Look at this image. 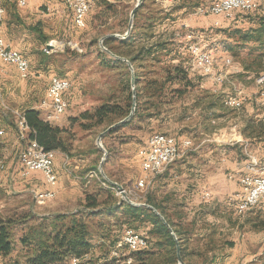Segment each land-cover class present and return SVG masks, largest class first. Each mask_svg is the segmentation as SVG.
Listing matches in <instances>:
<instances>
[{
  "label": "rangeland",
  "instance_id": "obj_1",
  "mask_svg": "<svg viewBox=\"0 0 264 264\" xmlns=\"http://www.w3.org/2000/svg\"><path fill=\"white\" fill-rule=\"evenodd\" d=\"M212 1L145 0L143 7L137 10V19H133V24L134 21L137 23L133 40L123 43L121 39L127 38L131 33L124 37L129 28L132 10L138 0H90L91 8L86 17V25L82 28L75 25L73 10L66 0H61L64 8L62 26L58 25L57 29H52L50 37L78 43L81 51L69 46L51 54H46L43 50L47 56L42 58L32 51V46L10 41L13 47L20 49L27 57L32 54V57H28L32 72L29 79H23L14 71V65L5 66L6 76L2 78L0 113L7 117L16 130V116L11 109L24 111L25 106L33 101L39 102L46 94L52 75L69 78L73 83L67 95L70 102L68 110L60 121L50 123L62 124L63 119H66L67 123L61 127L66 129L64 137L69 149L65 152L58 151L70 154L71 162L66 165L70 172L64 169L65 160L62 162V169L66 176L74 181L75 186L87 190L84 202H81L82 197L78 194L73 195L78 198L70 200L73 202L72 206L81 205L77 211L81 210L82 205L87 202V193L98 195L100 210L81 214L82 220L88 224L90 230V243L93 248L89 258L93 261L110 258L111 247L117 243L121 259H126L123 263L180 264L179 261L175 263L168 260L170 252L166 246L161 245V234L154 229L149 219L132 221L125 208L115 212L109 210L117 200L125 201L122 196L116 195L117 187L113 189L115 185L123 186L122 194L132 198L133 202L146 205L150 213H156L144 202L147 190L136 186L138 179L142 177V169L140 172L136 166L125 163V158L135 156V160H138V148L144 145L149 135L158 132L172 136L187 135L195 142H201L206 138V133L212 137L217 133L221 140L205 141L204 145L212 148L217 146L218 154L229 153L235 145L228 142L227 136L233 132L234 129L231 128H234L235 124L264 120V88L258 87L255 80L259 73L264 72V0H257L259 7L256 10H235L230 17L201 15L196 12L200 4L210 5ZM3 5L5 6V3ZM47 11L46 7L44 12ZM191 31L197 34L198 39L206 41L203 42V49L211 50L220 66L223 65L224 57L231 58V64L224 66L223 71L228 72L222 83L214 81L213 78H206L200 75L198 70L192 69L193 60L185 38ZM259 32H262V35H259ZM108 37L116 39L106 44L105 39ZM157 43L164 46L158 48L150 57L135 62L134 73L137 72L139 80L135 81L134 98L131 68L126 61L115 57L113 51L124 53L128 47H152ZM174 65H180V71L175 69ZM219 70L217 68L216 72ZM168 74L176 78L168 81ZM183 74L186 75L185 80ZM31 82L34 89L26 92L31 87ZM20 83L23 88L19 86ZM230 96L241 97L242 107L228 106L226 99ZM134 101L133 116L113 128L116 129L114 133L108 132L104 135L99 143L101 133L131 113ZM103 105H108L116 111L105 115V120L99 122L100 118L95 113L96 109ZM136 110L138 111L135 117ZM201 118H209L208 125H197L196 122ZM2 136L4 134L0 135ZM21 142L23 154H28L37 147L34 146V139L30 138L29 133H24V141ZM255 142L252 141V148H257ZM252 150L254 154L242 152L241 157L247 159V162L255 157L264 163V151L261 148L258 151ZM10 160L8 150L0 151V217L13 218V248L5 256L0 254V264H29L28 257L34 252L31 238L35 231L46 229L52 232L53 224L58 227L64 223L69 224L74 208L69 206L64 209L65 213L42 215L48 207V202L55 197L38 202L35 199V191L23 186L24 178L10 180L7 177ZM18 164L17 172L22 177L19 158ZM88 173L91 174L93 186L86 188L84 176ZM29 176L31 177V174ZM33 179L41 181L38 177ZM154 180L157 181L151 189V195L154 203L159 206V209L154 206L157 211L160 212L164 208L163 211L183 232L189 231V228L194 229L195 226L189 222L192 219L190 205L184 199L175 197V192L171 189L162 188L158 176L152 179V182ZM211 197L212 194L207 198L210 199L208 204L213 201ZM232 204L219 202L213 211H205L209 221H201L196 226L197 229L212 231L211 237L216 252L211 253L208 259L214 264H264V198L259 205L244 214L238 213L236 205ZM58 215H67L68 218L56 220ZM129 225L139 231L136 233L147 237L150 242L147 248L144 246L133 247L131 251L128 249V243L122 236L124 229ZM24 239L27 241H23ZM137 249L142 250L133 252ZM71 259L73 257H66L55 264H67ZM193 259L200 262L205 257L198 253Z\"/></svg>",
  "mask_w": 264,
  "mask_h": 264
},
{
  "label": "crops",
  "instance_id": "obj_2",
  "mask_svg": "<svg viewBox=\"0 0 264 264\" xmlns=\"http://www.w3.org/2000/svg\"><path fill=\"white\" fill-rule=\"evenodd\" d=\"M3 3H5V6ZM2 5L5 7L4 19L7 18L6 22L4 23L3 20L2 23V31L5 38L9 42L11 41V43L32 46V51H34L39 56H42V58H45L47 55L43 52V49L45 44L50 39H52L50 37L53 33L51 30L57 29L58 25L59 27L62 26V13L64 12L63 2H61V0H29L28 4L22 7L18 5L15 0H2ZM201 5L203 4H200L199 6ZM46 7L48 8V11L44 12ZM17 50L20 51V49ZM20 52L22 53V51ZM22 54L27 57L24 53ZM28 57H32V54L31 56L29 54ZM5 66L8 65H4V67L0 68V93L2 89V78L6 76ZM13 68L14 71L19 74L16 67ZM200 75L212 79L210 76L201 73ZM19 86L23 88L21 83ZM33 89L34 84L31 82V87H29L26 92L32 91ZM44 97L39 102L33 101L32 104L25 106V109H39L41 111V117L45 119V114L40 108V104ZM63 122L64 123L62 124L67 123L66 119H63ZM208 122L209 118H201L196 122V124L200 125L201 127L202 124L208 125ZM245 123H240L241 126L235 124L234 128H231V130H234H232L233 132H230L227 137L228 142L231 145H235V148L233 147L229 153L222 152L218 154L216 151L217 146L212 148L204 145L205 141L221 140V136L217 133H214L213 137L206 133V138L202 139L201 142H195L194 139L190 138L189 136L187 137V135L180 136L177 134L175 136H178V139H191L193 145L185 151V154L181 158L172 163L162 174L158 176V181L162 188L166 187V189H171L173 192H175V197L184 199L190 205L189 210H191L190 213L192 214V219H190L189 222L191 223L190 225H194L195 228H189V231L183 232L179 228V225H176L180 239L178 236L177 238L179 240L180 247L181 245L183 247V260L185 264H214L212 263L211 259H208L211 253L216 252L214 241H212L211 237L212 231L204 228L197 229L196 226L201 221H209L210 218H207L208 214H205V211L209 209L213 211L219 202H229L232 204V202L229 201L230 196L240 190L238 175L246 170L247 159L244 160L241 157V153L243 152L249 155L252 152L254 154L252 149L258 151L260 148L264 151V141H256L255 143L258 145L257 148H252V141L255 140H251L249 137L243 134V127L245 126ZM62 124L57 125L62 126ZM237 127L241 128L237 129ZM0 128H4L5 130L4 136L0 137V151L8 150L9 156L11 158L9 161L10 171H8L9 173L7 177L10 180L24 178L25 180L22 182L23 186L30 187V190L33 192L54 189V187L50 186L46 182L42 172L35 173L33 171L31 173V177H21L17 171L19 170L18 158L23 144L18 138L16 128L13 127L12 124L8 122L7 117H3L1 113ZM217 135L218 137H216ZM140 147L138 149H140ZM69 155L70 154H64L61 151H57L56 153L54 164L59 175V182L56 187L57 195L55 199L48 202V207L42 213V215L65 213L66 211H64V209H67L69 206L74 208L72 209L71 213L76 212L77 209L81 207V205L78 207L72 206L73 202L70 200H72V198H78H74V194L81 196V202H84V196L87 190L85 188L81 190L75 186L74 181L69 179L66 176L64 169H62V162L63 160H66V158L69 159ZM136 157H138V160H135V156L130 159L125 158V160H127L125 163H128L130 166H136L139 168L140 172L142 169L140 176H143L144 170L141 166V158L138 153ZM33 177H38L41 181H36L33 179ZM156 181L154 180L148 186L147 192L145 191L146 194H144V202H148L150 199L151 203L155 202V200L152 199L151 189L155 187ZM24 183H26V185ZM92 183L93 182L87 184L85 181L86 188L92 187ZM206 192H209L213 196L211 197L213 198V201H211L210 204L207 203L210 201V199H207L204 196ZM37 201L40 202L39 200ZM149 205L153 206L152 204ZM197 239H199V241H196ZM187 252L190 253L187 254ZM198 253L203 255L205 259L200 262H195L193 258L197 257Z\"/></svg>",
  "mask_w": 264,
  "mask_h": 264
},
{
  "label": "built area",
  "instance_id": "obj_3",
  "mask_svg": "<svg viewBox=\"0 0 264 264\" xmlns=\"http://www.w3.org/2000/svg\"><path fill=\"white\" fill-rule=\"evenodd\" d=\"M18 5L26 6L29 0H15ZM67 5L73 10L74 23L77 27L86 25V17L91 8L90 0H66ZM235 4H244L246 11H253L259 7L257 0H214L210 5H201L197 7L196 12L201 15H215L222 17H230L235 13ZM5 16V7L0 0V68L4 65H14L23 79L30 78L31 64L19 50L14 48L5 38L2 31V23ZM188 45V51L192 56L193 70H198L201 74L212 76L214 81L222 83L228 71H223L224 66L228 67L231 64L230 57L223 58V65L215 57L211 50L203 49V41L198 39L194 31L188 32L185 36ZM69 46L73 49L81 51L78 43L73 41H59L56 39L49 40L44 46V52L51 54L59 49ZM220 69L218 72L216 70ZM226 70V69H225ZM256 84L260 88H264V72L256 76ZM72 81L66 77L52 75L46 95L40 104V108L45 114V119L49 122H58L62 119L70 105L68 93L72 88ZM51 104H59V112L57 115H50ZM226 104L233 108H241L243 100L241 97L230 96L226 99ZM16 116V126L18 138L24 141V133H30L31 128L27 122L24 111L11 109ZM5 130L0 128V135H3ZM34 139V138H33ZM191 139L179 140L177 137L158 132L151 134L138 151L141 158V166L145 173L137 181L136 186L147 190V185L152 183V179L156 178L164 172V168H168L172 163L181 158L185 151L192 147ZM34 146H37V153L23 154V147L19 155L21 164L22 176H29L33 171L43 173L46 182L54 187V189L34 192L35 198L39 201L52 199L57 195V185L59 182L58 171L56 170L54 160L57 150L45 149L36 139ZM69 159L64 161V169L70 172L67 168ZM3 167V165H1ZM86 183H91V174L84 176ZM240 190L230 196V201L236 205L237 212L244 214L251 210L264 198V163L252 157L246 163V170L238 176ZM116 195L122 196L125 199L126 195L120 192V187L117 186ZM206 198L210 196L209 192L204 194ZM128 197V196H127ZM133 201L132 198H130ZM128 232H139L133 227H126L122 239H128ZM150 242H137V239H128V249L131 251L134 246H149ZM111 253L113 256L120 258L121 251L117 247V243L112 246ZM89 254L84 256H73V262L67 264H87Z\"/></svg>",
  "mask_w": 264,
  "mask_h": 264
},
{
  "label": "trees",
  "instance_id": "obj_4",
  "mask_svg": "<svg viewBox=\"0 0 264 264\" xmlns=\"http://www.w3.org/2000/svg\"><path fill=\"white\" fill-rule=\"evenodd\" d=\"M138 13L139 12L135 14V19H137ZM262 28L264 29V27ZM136 30L137 23L136 21H134L131 33L127 38L121 39V42L125 43L131 39L133 40L134 33ZM260 31H262V29ZM259 33V35H262V32ZM246 35L250 36L249 33H246ZM113 39L116 38H106V44ZM163 46L164 44L160 45L159 43H157L152 47H147L146 45H142L138 48L128 47V49L124 51V53H117L115 51L113 52L116 55H123L124 57H127L135 67L136 61L144 60L148 56L150 57L153 53L158 50V48L160 49ZM180 67V65H174V68L177 70H179ZM175 78L176 77L168 74L166 80L173 81ZM183 79H186L185 74H183ZM138 80L139 76L136 72L135 81L138 82ZM113 111H116V109H113L108 105H103L100 108L96 109L95 114L99 116V122H103L105 120V115H109ZM137 111L138 110H136V113L134 115L135 117L137 116ZM24 114L31 128V131L29 133L30 138L36 139L47 150H62L65 152L69 149V146L65 142L64 137V133L66 132L65 128L59 125H53L46 119L42 118L41 111L39 109L27 108L24 110ZM131 120L133 122V119ZM131 120L129 122H131ZM126 124L127 122L124 123V125ZM115 131L116 129H112L109 134H112ZM243 134L249 137L251 140L259 142L264 141V120H261L257 123L247 121L243 129ZM92 152H94V149H92ZM114 188L116 187H113V189ZM86 200L87 202H85L83 207L81 208V210L83 209L84 211L78 210L74 213H71V220L69 224L64 223L61 227H58V225L53 224L52 232L46 229H38L35 231L33 237L31 238V243L34 245V252L30 257H28L29 264H55L57 262L62 261L66 257L72 258L73 256H84L85 254H89L91 252L93 247L90 243V230L88 224L82 220L83 218L81 217V214L88 211L94 212L100 210V203L98 202V195L96 193H87ZM150 201L151 199L148 200V202L146 203L152 204L153 206L159 209V206H157L155 203H151ZM121 208H125V212L131 215L132 221H144L149 219V221L152 222L154 229L161 234V245L166 246L170 252V257H168V260L170 259L173 262L178 263L177 246L175 238L158 214L154 212L150 213L151 211L146 207V205H133L123 200H117L114 205L109 207V210L115 212L120 210ZM160 212L164 215L167 222L173 228L176 236H178L179 238V233L177 231L176 225L163 210H160ZM63 218L65 220L66 218H68V216L58 215L55 219L61 220ZM12 224L13 218L0 217V254L4 256L9 254L13 248V233L11 231ZM128 227L131 226L129 225ZM23 241L26 242L27 239H24ZM140 250L142 249H137L133 252H137ZM183 253V247L181 245V254L184 258ZM124 260L126 259H121V257H115L111 253L110 258H100L98 261H93V259L90 257L87 260V264H130L125 262L123 263Z\"/></svg>",
  "mask_w": 264,
  "mask_h": 264
},
{
  "label": "water",
  "instance_id": "obj_5",
  "mask_svg": "<svg viewBox=\"0 0 264 264\" xmlns=\"http://www.w3.org/2000/svg\"><path fill=\"white\" fill-rule=\"evenodd\" d=\"M144 1L145 0H138L136 6L133 8L132 13H131V19H130V22H129V28H128V31H127L126 35H124V37L128 36V34L131 32V30L133 28V19H134V16H135L137 10L142 6V4L144 3ZM114 56L115 57H118L120 59H123L124 61H126L128 63V65H129V67L131 68V71H132L131 83H132V86H133V97L135 98V73H134V66H133V64L131 63V61L129 59H127L125 57H121V56L115 55V54H114ZM134 110H135V101L133 102V107H132L131 113L125 119H123L120 122L115 123L114 125L110 126L108 129H106L103 133H101V135H100V137L98 139V142L100 143L102 137L104 135H106L108 132H110L113 128L117 127L118 125H120L123 122L127 121L128 119H130L133 116V114H134ZM106 152L107 151H105V155L107 154ZM125 201H127L128 203H131L133 205H138V204H135L134 202H132L131 199L128 198L127 196H125ZM148 206H150L152 209H154V211L160 216V218L163 220V222L167 225V227L169 228V230L173 234V236L175 238V241H176V246H177L178 261H179L180 264H185V262L183 260V257H182V254H181L180 243H179V240H178V238H177V236H176L173 228L167 222V220L165 219V217L159 211H157V209L154 206H151V205H148Z\"/></svg>",
  "mask_w": 264,
  "mask_h": 264
},
{
  "label": "bare ground",
  "instance_id": "obj_6",
  "mask_svg": "<svg viewBox=\"0 0 264 264\" xmlns=\"http://www.w3.org/2000/svg\"><path fill=\"white\" fill-rule=\"evenodd\" d=\"M241 9H246V7L244 6V4H235V10H241ZM59 112V104H51L50 106V115H57ZM30 153H37V147L34 148V150ZM166 168H164L165 170ZM114 187H117L115 185H113ZM120 187V192L123 193V186H119ZM133 202V201H132ZM135 203V202H134ZM136 204V203H135ZM128 239H137V242H148L147 237L136 233V232H128ZM128 239H124L125 242L128 243ZM134 247H144V246H134ZM70 262H73V259H71Z\"/></svg>",
  "mask_w": 264,
  "mask_h": 264
}]
</instances>
